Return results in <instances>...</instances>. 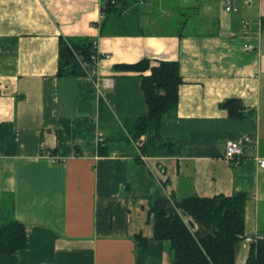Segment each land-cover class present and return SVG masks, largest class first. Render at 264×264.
<instances>
[{"label":"crops","instance_id":"obj_1","mask_svg":"<svg viewBox=\"0 0 264 264\" xmlns=\"http://www.w3.org/2000/svg\"><path fill=\"white\" fill-rule=\"evenodd\" d=\"M101 1L0 0V221L9 207L27 237L0 264H171L150 201L236 192L247 199L235 264H246L264 236V0H119L104 22ZM61 37L103 56L59 76ZM142 60L144 71L121 68ZM163 61L182 81L160 124L174 152L143 156L125 121L147 115L141 79ZM231 98L241 117L221 107ZM228 140L238 161L224 157Z\"/></svg>","mask_w":264,"mask_h":264},{"label":"trees","instance_id":"obj_2","mask_svg":"<svg viewBox=\"0 0 264 264\" xmlns=\"http://www.w3.org/2000/svg\"><path fill=\"white\" fill-rule=\"evenodd\" d=\"M120 1H101L102 22L110 13L122 12L123 2ZM96 52L95 43L91 39L59 38L58 75H85L88 70L85 64H92V57ZM121 68L144 71L149 68V62L142 60ZM181 82L179 65L171 61L160 62L158 66L151 68L150 75L142 77L141 86L148 113L144 117L125 121L127 135L124 138L138 141L144 136L140 146L143 156L173 154V143L161 137L160 124L164 117L176 112ZM100 107L102 110V103ZM221 107L231 116L241 117L242 106L239 100L227 99ZM98 153L106 154V146L98 147ZM139 156L137 155V159ZM246 199L247 195L242 192L230 196H191L176 201L154 197L148 210V214L152 216L153 238L170 241L171 264H235L236 246L243 238ZM168 207H173L175 213L172 214ZM2 212L0 253L9 254L25 248V225L9 215V207H4ZM188 217L195 223V229H191L186 223ZM246 264H264V236L251 243Z\"/></svg>","mask_w":264,"mask_h":264},{"label":"built area","instance_id":"obj_3","mask_svg":"<svg viewBox=\"0 0 264 264\" xmlns=\"http://www.w3.org/2000/svg\"><path fill=\"white\" fill-rule=\"evenodd\" d=\"M114 2H115V0H111V3H114ZM225 9L227 11H232V10L235 11L236 10L234 7L230 6L228 3H226ZM101 17H102V15H101ZM245 48L248 49V46H245ZM101 56H103V55H101L98 52H96V55H94L92 57V64L91 65L85 64V65L92 69L96 65L98 60L101 58ZM101 83L103 85H107L108 84V80L102 79ZM103 143H104V135H103V133H98L97 137H96L97 147L102 146ZM242 155H243V149H242L241 145L238 142H235V141H232V140H228L226 142V145H225V148H224V157H225V159L238 161V159H240ZM52 161L53 162L56 161V158L54 157L52 159ZM257 162H258L259 167H264V158L259 159Z\"/></svg>","mask_w":264,"mask_h":264},{"label":"water","instance_id":"obj_4","mask_svg":"<svg viewBox=\"0 0 264 264\" xmlns=\"http://www.w3.org/2000/svg\"><path fill=\"white\" fill-rule=\"evenodd\" d=\"M168 210H169L172 214L175 213V209L172 208V207H168ZM186 223L188 224V226H189L191 229H195V223L192 221V219L187 218V219H186Z\"/></svg>","mask_w":264,"mask_h":264},{"label":"rangeland","instance_id":"obj_5","mask_svg":"<svg viewBox=\"0 0 264 264\" xmlns=\"http://www.w3.org/2000/svg\"><path fill=\"white\" fill-rule=\"evenodd\" d=\"M141 12H142V9H141Z\"/></svg>","mask_w":264,"mask_h":264}]
</instances>
